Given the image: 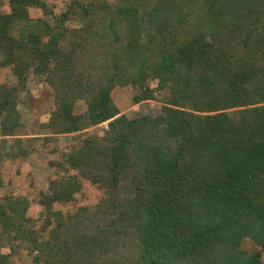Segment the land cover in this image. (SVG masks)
I'll list each match as a JSON object with an SVG mask.
<instances>
[{"label": "trees", "instance_id": "16d2710c", "mask_svg": "<svg viewBox=\"0 0 264 264\" xmlns=\"http://www.w3.org/2000/svg\"><path fill=\"white\" fill-rule=\"evenodd\" d=\"M8 4L0 67L18 85L0 86L1 136L18 135L17 96L30 74L54 94L42 131L107 128L52 152L56 176L31 198L38 217L25 196H0V264H18L27 243L30 264H263L264 0H118L103 10L75 0L52 22L40 0ZM29 8L50 17L31 19ZM72 18L90 26L68 29ZM148 82L168 90L162 113L120 114L111 90L140 86L134 102L151 101ZM80 100L87 110L76 114ZM80 178L102 190L100 202L53 209L75 199ZM244 239L260 250L247 256Z\"/></svg>", "mask_w": 264, "mask_h": 264}, {"label": "rangeland", "instance_id": "374dc122", "mask_svg": "<svg viewBox=\"0 0 264 264\" xmlns=\"http://www.w3.org/2000/svg\"><path fill=\"white\" fill-rule=\"evenodd\" d=\"M50 6L54 17L66 10L67 6L75 0H40ZM82 3L98 1L100 9H109L116 6L118 0H80ZM0 13L6 15L10 13L8 0H0ZM28 15L31 19H49L50 16H43L39 9L29 8ZM81 26H90L87 20L72 18L66 22V28L79 29ZM83 34V33H80ZM17 36V33H14ZM70 38V37H69ZM72 39V38H71ZM68 46V44H67ZM16 87L17 78L8 68L0 67V86ZM150 90H153L154 98L151 101L134 102V98L140 95L145 88L140 86H115L110 92V99L119 110L120 114L127 117L149 116L156 117L162 113V105L168 98V90H157L155 82L145 84ZM17 112L19 114V123L21 127L17 136H1L0 123V156L2 163L0 167V196H25L29 201L28 216L38 217L43 208L32 201L37 200V194L44 191L48 182L55 178L54 169L50 167V162L58 158L54 151H64L70 145H79L86 136L101 137L103 131L107 128V122L101 125L91 127L79 133L70 135L53 136L49 132L42 131L41 125L46 123L54 111V94L47 85L44 75L30 74L25 86L17 96ZM87 106L83 101L75 103L74 112L76 114L85 113ZM1 121V120H0ZM53 137L46 141L47 137ZM22 138L21 144L14 143V139ZM29 148L35 150L25 159H15L10 157L12 149ZM81 183V192L75 195V199L70 203H56L53 209L60 210L63 213H72L80 207H91L100 202L104 197L103 192L97 186L92 185L85 179H79ZM44 212V210H43ZM30 245L23 244L17 248L16 259L18 264H30L35 254H30ZM240 250L250 256L260 250V248L250 239H244L240 245ZM264 264V253L261 257Z\"/></svg>", "mask_w": 264, "mask_h": 264}]
</instances>
